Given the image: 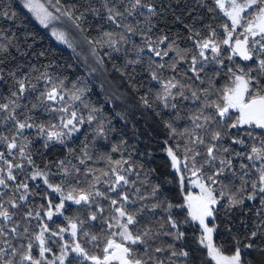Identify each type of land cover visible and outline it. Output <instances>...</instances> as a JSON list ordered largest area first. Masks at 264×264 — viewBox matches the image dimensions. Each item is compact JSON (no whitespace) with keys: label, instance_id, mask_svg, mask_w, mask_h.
<instances>
[{"label":"snow or ice","instance_id":"6c2138e0","mask_svg":"<svg viewBox=\"0 0 264 264\" xmlns=\"http://www.w3.org/2000/svg\"><path fill=\"white\" fill-rule=\"evenodd\" d=\"M23 7L74 59L0 0V264H264V0Z\"/></svg>","mask_w":264,"mask_h":264},{"label":"trees","instance_id":"16d2710c","mask_svg":"<svg viewBox=\"0 0 264 264\" xmlns=\"http://www.w3.org/2000/svg\"><path fill=\"white\" fill-rule=\"evenodd\" d=\"M7 2L11 3L12 7L17 11L20 19L24 22L23 27L25 29H31V30L35 31L41 37L40 43L38 44V46L36 48L37 51L41 50L42 48L51 49V50L56 51L59 55H61V63L62 64L72 62L74 57H72L70 50L66 49L63 45H59L50 36V34L47 31L42 29L32 19V17L27 13V11L20 5L18 0H7ZM218 20H219V22H222V18L218 17ZM33 62H35V61H33ZM69 75H72V74L69 73ZM91 98L96 103L102 102L103 96L100 94V90L98 88L93 89V92L91 94ZM113 124L120 131V134L123 136V138L128 140V144L130 146H135L136 148L140 149L141 152L147 146L146 143H137V138L133 135V131L130 128L125 127L120 121L114 119ZM89 133H90V130H89ZM153 135H155V136L162 135V133L158 127H155L153 129ZM82 139H83V137H80V140H82ZM118 139H119V136L116 134H113L110 137V142L115 143V142H117ZM140 139L146 141L147 136L146 135L141 136ZM80 140H77V144L80 142ZM152 147L154 149V154H153V158L151 159V161H149V163H150L151 167L156 169V172H157V176L154 177V180H156V182H160V183H163L166 180H173L172 169L169 167V162H168L165 154L163 152L155 151V149L158 147L157 145H153ZM104 150L107 151L108 149L105 148ZM52 151L54 154L58 155L62 151V149L57 147V148L53 149ZM112 155L114 158H119V155L117 153H112ZM133 159L143 160L144 157L142 155L137 154L136 152H133ZM97 166L98 167H104V163L100 162ZM164 190L170 196L175 197L177 195L174 184H165ZM73 212H74V208H70L69 213L71 214ZM56 220H57V223H62V221L59 218H56ZM219 239L222 242H225L227 240L226 234H221Z\"/></svg>","mask_w":264,"mask_h":264},{"label":"rangeland","instance_id":"374dc122","mask_svg":"<svg viewBox=\"0 0 264 264\" xmlns=\"http://www.w3.org/2000/svg\"><path fill=\"white\" fill-rule=\"evenodd\" d=\"M18 2L20 3V5L23 7V0H18ZM24 8V7H23ZM26 11L27 9L24 8ZM27 13L32 17V15L27 11ZM32 19L39 25V23L32 17ZM42 29H44L41 25H39ZM45 31H47L46 29H44ZM48 32V31H47Z\"/></svg>","mask_w":264,"mask_h":264}]
</instances>
